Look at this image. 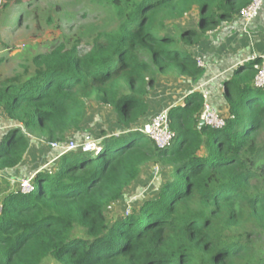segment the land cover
Returning <instances> with one entry per match:
<instances>
[{
    "label": "trees",
    "instance_id": "16d2710c",
    "mask_svg": "<svg viewBox=\"0 0 264 264\" xmlns=\"http://www.w3.org/2000/svg\"><path fill=\"white\" fill-rule=\"evenodd\" d=\"M91 1L113 11L115 29L61 38L47 53L19 55L11 77L0 74V113L22 126L2 135L0 175L21 165L29 137L64 144L82 131L90 101L112 108L117 129L97 140L99 152L76 149L35 172L32 192L0 195V264H264V89L254 86L255 63H237L218 97L211 90L222 129L199 126L204 101L194 90L167 110L169 148L140 130L158 78L197 84L205 70L195 49L234 20L252 31L259 14L250 22L240 14L254 0ZM30 5L0 0V29L13 8L17 25L18 15L37 18ZM60 12L50 9L46 23L58 24ZM8 60L0 55V66ZM152 164L162 170L157 195L111 217Z\"/></svg>",
    "mask_w": 264,
    "mask_h": 264
},
{
    "label": "rangeland",
    "instance_id": "374dc122",
    "mask_svg": "<svg viewBox=\"0 0 264 264\" xmlns=\"http://www.w3.org/2000/svg\"><path fill=\"white\" fill-rule=\"evenodd\" d=\"M26 4L27 2L23 1L21 7H24ZM57 5L61 7V12L58 14L52 13V15L54 20L58 21V24L48 25L45 21V17L48 16L50 9H53ZM32 9L37 13V18H33L31 11L29 17H23L20 20L18 15V25L15 22L16 16H14L18 12V9L13 8L11 13L5 15L10 17V19L8 22L6 21L7 29H0V43L2 44L0 55H4L7 57V60H9L0 66V74L3 78L11 77L20 69L19 64L21 60L18 57L19 55L32 57L47 53L61 38L75 39L83 35H92L100 31H109L115 29L117 26L113 11L109 9L105 10L104 7L92 3L91 0H31V5L28 7V10ZM3 15L4 14L0 12V20ZM234 21L238 24L236 20ZM229 25L232 27L231 23H229ZM68 26H73V28H69ZM241 27L243 28V26ZM252 32H254V29H252ZM242 33L248 51L251 52L256 46L255 42H253L254 39L251 35L247 34L246 28L242 29ZM205 45L206 42L204 41L198 47L203 48ZM5 46L11 47L12 51H1ZM248 51L243 54H249ZM199 59L202 60V58ZM202 62L204 63L203 60ZM204 65L206 67V64ZM201 80L202 79H200L199 82ZM199 82L197 84H191L190 81L174 78L173 76H160L148 99L150 112L147 122L154 116L167 112L170 106L181 104L188 93L200 87L201 83ZM197 85L199 86L197 87ZM217 110L220 113L221 106H219ZM5 118L4 114H0V140L5 131V127L3 126L6 120ZM115 121L116 117L112 108L102 107L90 101L88 102V108L85 113L82 131L69 134L64 145H68L70 141H74L72 138L77 135H79L81 139L83 135L86 136L87 134L97 142L102 135L114 133L117 129ZM147 122H145V124ZM29 138L31 142L32 140L35 142L38 140L32 137ZM44 143L48 142L41 140L40 144H42V147L33 144V151L31 152L32 157L29 158V161L26 162L24 166H21V170L24 174L15 172L17 177L14 179L9 175L11 173L0 175V195H3L9 190L18 189L23 183L29 185L30 183L28 180H34L35 172L39 170L49 171L53 167L61 154L57 152L58 156L52 155L51 152L44 147ZM156 167L159 168V172L157 175H154L153 169ZM161 173L162 170L159 166L154 164L149 165L137 183L125 194L124 198L110 207V216L115 217L116 214L128 212L139 207L144 201L155 197L158 193L161 181H163V177L161 179ZM28 189L29 188H26V191H28ZM42 264H54V262L48 259Z\"/></svg>",
    "mask_w": 264,
    "mask_h": 264
},
{
    "label": "crops",
    "instance_id": "0c3cea01",
    "mask_svg": "<svg viewBox=\"0 0 264 264\" xmlns=\"http://www.w3.org/2000/svg\"><path fill=\"white\" fill-rule=\"evenodd\" d=\"M231 24L232 27L227 25L224 28L214 32L211 37L205 41L206 45L203 48L197 47L195 49V57L202 58L204 64H206V67H204V69L206 68L203 75L204 77L201 78L202 80L199 83H201L200 86L206 90L209 95H211V90L215 91L216 96L220 95V88L223 79L234 69L237 63L239 64L241 61H246V59H248L251 55L264 54V0L263 7L261 8L259 16L256 18L253 25L254 32L247 29V34L252 36L254 39L253 42L256 44L255 48H253L251 52L248 51L246 41L243 39L242 29H245L246 27L242 28L240 23L236 24L235 21H233ZM246 51H248L249 54L244 55L243 53ZM3 126L5 127V130L11 129L12 127L21 128L20 125L16 126L7 119L3 123ZM33 141L34 140H32V142ZM32 142L30 140V147L26 152L21 165L17 169L10 172L11 174L9 175H11L12 179L17 177L15 172H18V174H24V172L21 170V166H24V164L29 161V158L32 157L31 152L33 151V144L37 145L38 147H42V144H40L38 140L37 142ZM44 147H46V149H48L52 155L58 156V153L60 154L58 150H53L47 146Z\"/></svg>",
    "mask_w": 264,
    "mask_h": 264
},
{
    "label": "built area",
    "instance_id": "2783aa9c",
    "mask_svg": "<svg viewBox=\"0 0 264 264\" xmlns=\"http://www.w3.org/2000/svg\"><path fill=\"white\" fill-rule=\"evenodd\" d=\"M262 4L263 0H254L249 6L241 11V19L245 22L254 20L258 16L262 8ZM249 61L255 63L254 68L257 71L254 79V86L259 89H264V54L251 55L249 57ZM196 63L199 68L205 67L204 63L199 58H196ZM197 90L201 92L204 101L200 120L203 121L205 126L211 127L213 129H222L225 126V121L220 116V113L209 103L210 95L201 86L198 87ZM166 113L167 112H163L162 114L154 116L140 129L143 134H145L150 140L154 142L155 146L159 150H165L169 148L175 137L174 133L169 130ZM38 142L41 143V141ZM45 145L53 150H58L61 155L79 148L83 153H94L99 151L97 142H95V140H93L88 134L83 137V140L80 144L75 141H70L68 145L58 142H49ZM153 171V174L157 175L159 168L156 167L153 169ZM28 182L30 183L29 185L23 183L20 187V189L22 188L21 192L24 194L32 192L33 186L31 181L28 180ZM26 188H29L28 191H26Z\"/></svg>",
    "mask_w": 264,
    "mask_h": 264
},
{
    "label": "water",
    "instance_id": "95a60500",
    "mask_svg": "<svg viewBox=\"0 0 264 264\" xmlns=\"http://www.w3.org/2000/svg\"><path fill=\"white\" fill-rule=\"evenodd\" d=\"M203 125H204L203 121L200 120V122H199V126L201 127V126H203Z\"/></svg>",
    "mask_w": 264,
    "mask_h": 264
},
{
    "label": "clouds",
    "instance_id": "9594fccd",
    "mask_svg": "<svg viewBox=\"0 0 264 264\" xmlns=\"http://www.w3.org/2000/svg\"><path fill=\"white\" fill-rule=\"evenodd\" d=\"M202 69H204V68H202ZM99 152V151H98Z\"/></svg>",
    "mask_w": 264,
    "mask_h": 264
}]
</instances>
